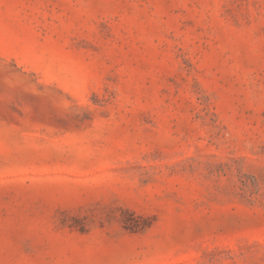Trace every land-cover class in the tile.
Masks as SVG:
<instances>
[{
  "label": "rangeland",
  "instance_id": "obj_1",
  "mask_svg": "<svg viewBox=\"0 0 264 264\" xmlns=\"http://www.w3.org/2000/svg\"><path fill=\"white\" fill-rule=\"evenodd\" d=\"M0 264H264V0H0Z\"/></svg>",
  "mask_w": 264,
  "mask_h": 264
}]
</instances>
